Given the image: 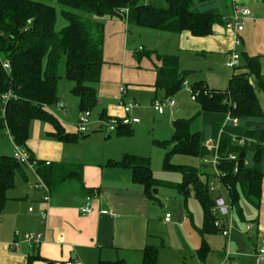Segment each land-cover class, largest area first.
I'll use <instances>...</instances> for the list:
<instances>
[{"label":"crops","instance_id":"0c3cea01","mask_svg":"<svg viewBox=\"0 0 264 264\" xmlns=\"http://www.w3.org/2000/svg\"><path fill=\"white\" fill-rule=\"evenodd\" d=\"M228 1L227 17L233 11L232 5H243L250 10V15L243 18L242 22L243 20L254 22L257 18L264 19V15L260 12V2L263 0ZM101 20L104 24V63L99 80L94 83L96 102L90 109L91 130L89 129L86 134L78 135L74 141H59L48 135V132L54 131L53 124L34 119L29 125V136L24 147L39 161V166H54L58 163L78 164L81 167L84 186L94 191L90 196L92 210L87 214L79 212V207L86 203L88 195L72 181H64L56 185L49 192V203H44L41 197L45 191L32 187L33 183L41 179L36 172V166L25 165L22 172L16 173L15 186L7 191V201L0 211V264H26L27 255L35 249L42 259H37L32 264L68 262L114 264L118 260H122L124 264H142V249L147 244L159 248L158 264H225L226 256L238 264H264V253L257 252L258 249H264V176L261 180L262 199L259 207L255 208L256 211L251 215L246 216L244 207L240 206L238 217L230 219L228 224L223 223L229 229L228 236H224L220 230H203V211L200 204L202 217L196 225L191 212L186 209L187 215L183 216L186 222L182 225L187 227L190 233L187 242L188 240L192 242L186 243L179 252L177 250L174 257L169 258L171 253L163 247L164 233L160 228H167L173 223V219L171 217L170 221L164 220L166 211L156 196L157 190L153 188L155 190L153 196H147L143 186L133 180L131 168L113 165L112 161L120 160L125 154L145 156L150 160L153 150L157 149L155 146L162 148V152L167 150L155 140L169 139L174 131L173 120L184 116L172 115V130L169 135L147 132L149 129L144 126L149 121L142 126V120L128 126L131 130L129 134L124 133L127 129L125 127L110 134L102 133L100 128L101 121L123 116L122 102L139 104V107L132 111L134 117L144 115L148 105L154 115H164L165 109L160 114L152 107L154 99L164 96L163 90L157 89L154 85L156 69L161 65L157 55H176L180 71L188 70L187 62L191 57L200 54H208L212 60L219 59L221 62H226L233 48V33L226 29L223 23L215 24L212 34L195 36L187 30L167 32L129 23L126 18L118 16H104ZM262 67L264 70V65ZM197 82L208 88H216L209 87L203 80H196L191 84ZM72 86L73 82L69 81L68 95H74L70 91ZM57 92L59 103L49 106L48 110L58 118L66 132L74 133L76 132L74 122L80 112L78 98L74 100L71 97L70 102L76 106L77 117L76 120L68 122L58 113V110L65 109V97L64 99L60 97L58 87ZM175 106L176 104L166 108L176 114ZM198 106L196 113L191 116L192 123L195 118L200 121L196 131L201 130L206 121V118L199 113L200 102ZM10 142L13 144L11 140ZM210 142L212 141L208 140L206 144ZM46 161L50 164L45 165ZM198 170L207 177L209 175L207 171L212 168L201 167ZM212 174L214 175L213 171ZM159 182V185L168 187L177 184L166 180ZM189 194L193 195V192ZM156 201L159 204H156ZM30 207L32 210H29ZM42 208L47 209L48 212L45 223L40 221L38 213ZM218 211L217 206V214ZM188 214L190 222L187 223ZM188 224L193 231L189 229ZM15 231L20 234L42 232L44 238L37 248H33L28 242L23 241L20 235L15 236ZM12 242L17 244L11 249L9 245Z\"/></svg>","mask_w":264,"mask_h":264},{"label":"trees","instance_id":"16d2710c","mask_svg":"<svg viewBox=\"0 0 264 264\" xmlns=\"http://www.w3.org/2000/svg\"><path fill=\"white\" fill-rule=\"evenodd\" d=\"M228 2L57 0L67 25L56 31V9L51 0H0V112L3 115L0 128L8 131L13 142L22 147H25L29 125L34 119L53 124L54 131L48 135L59 141H74L78 135H83L77 130L66 132L48 107L59 103L57 87L62 58L65 59V78L73 82L70 91L78 98L80 111L90 110L95 105L94 83L99 80L104 63L102 17L118 16L126 18L129 23L157 30H187L195 36H206L212 34L215 24H224ZM124 8L126 14L122 12ZM30 19H33L32 25L28 23ZM157 57L161 65L156 69L154 85L163 90V97L167 98L181 88L188 72L179 70L176 55ZM4 62L9 63L8 69L3 67ZM191 88L208 91L199 93L196 98L201 104L199 113L206 118L202 129L192 131V117H179L173 120L171 137L155 141L167 149L163 169L181 173V181L174 187L186 195L192 191L199 202L203 211V230L217 231L219 229L214 225L218 219L216 199L207 180L202 178V172L196 166L174 164L171 157L174 154L203 157L212 151L207 147V141L217 142L221 156L217 164L218 178L226 187L231 208L240 212L241 197L255 208L259 207L264 176V109L256 93L259 90L264 94L261 56H247L242 71L230 75L225 89L208 88L201 82L192 84ZM6 93L10 95L2 102L1 96ZM228 111L231 118H237L236 125L226 120ZM125 128V134L131 133L129 127ZM232 137L244 138L245 142L235 144ZM229 154L235 155V159L228 158ZM37 162L36 172L50 191L64 181H72L88 197L94 193L92 188L84 186L78 164L39 166ZM112 164L130 167L133 180L143 186L147 196H153L152 190L160 182L153 176L148 157L125 154ZM24 166L12 154H0V211L7 201V191L15 186L16 173L22 172ZM158 249L151 244L145 245L142 264H158ZM37 259L42 258L35 249L27 255L26 264ZM114 264L124 263L118 260Z\"/></svg>","mask_w":264,"mask_h":264},{"label":"rangeland","instance_id":"374dc122","mask_svg":"<svg viewBox=\"0 0 264 264\" xmlns=\"http://www.w3.org/2000/svg\"><path fill=\"white\" fill-rule=\"evenodd\" d=\"M227 2L228 0H224ZM53 5L56 9V22H55V30L60 31L62 28H64L67 25V20L64 18V16L61 13L60 6L57 3V0H51ZM261 3V14L264 15V0ZM260 18H257L256 21H247L243 20V31L239 33V39H241L242 43L240 46L236 47L235 51L240 57V64L241 68H235L234 70H231L229 68H225V61H220L219 59H213L208 54H200L194 56V58H190V61L187 62L188 64V70L189 74L187 75V78L185 80L186 84H182L181 88L174 93L173 95L167 97L166 99H170L174 101L176 104V114H173L169 108H165V114L161 116H157V114H153L152 109L148 105V109L146 110L145 114L138 116L140 120H142L141 125L144 126L145 123L149 121L148 124H146L147 132H161L165 134H170L172 130L171 126V119L172 115H183L191 117L193 116L196 111L198 110V102L195 100H192L190 97V91L189 88L192 85L191 83L196 80H203L205 81L209 87H216V88H222L225 89L228 84V79L230 75L235 72L238 73L242 71V66L246 63V57L247 56H254L260 54L262 56V65H264V19L259 20ZM59 74L61 78L59 79L58 88H59V95L60 97L64 99L65 97V109L58 110V113L60 117H65V119L68 122H71L73 120H76L77 117V109L76 106L71 101V97L76 100V96L74 95H68V79L65 78V59L62 58L60 67H59ZM257 97L259 100V103L261 107L264 109V94L256 90ZM164 98V97H160ZM158 98V99H160ZM2 112H0V119L2 118ZM154 118V119H153ZM78 119V117H77ZM75 127L77 126V120L74 122ZM200 121L199 119L195 118L193 120V123L191 125V130L196 131L199 128ZM91 130V128H89ZM152 129V130H151ZM89 130V131H90ZM88 131V132H89ZM102 133H105L104 130L101 131ZM168 134V135H169ZM235 144H238L235 142ZM153 150V156H149L151 160V168L153 175L158 180H166L171 182H179L181 180V175L178 171H167L163 169V160H164V153L161 151L162 148H159L155 146ZM14 145L10 142L9 136L6 134V132L3 129H0V154H8L11 155L13 153ZM149 151V150H146ZM158 155H157V153ZM209 161V160H208ZM207 163L199 157L196 156H189V155H181V154H174L171 157V162L174 164H190L198 167V169H209L210 162ZM29 168V167H28ZM211 168V167H210ZM27 169V168H26ZM207 171V170H206ZM209 175L206 177L205 175H202L204 180H207V186L209 190L212 192L213 197L218 198L221 197L224 201V206L227 209V212L225 214H222L220 212V208L218 207V221L221 225L223 223L228 224L229 220L236 219L238 217L237 211L234 209V212L232 213V208L230 205L229 197L227 194L226 187L224 184L219 180L217 175L212 174V170L207 171ZM263 172H264V158H263ZM32 183V182H30ZM154 189L157 190L156 196L159 198V201L162 204V207L166 213H169L173 219V223L168 225L167 228L163 229L161 227L160 229L164 233V245L163 247L170 251L169 258L174 257L175 253H177V250L179 252V249L184 248L186 243L192 242V240H188V235H190L189 230L187 227L183 226L182 223L186 222L184 220V215H187V211L191 212L194 225L196 223H199L201 221L202 217V211L199 206V203L196 199H194L192 194H189L188 196H183L178 192V190L174 187H168L164 185L156 186ZM154 189L152 191H154ZM156 204H159L156 201ZM240 206L245 210L246 216L251 215L253 212H255V207H252L251 204L248 203V201L244 198H240ZM187 207V208H186ZM187 223L190 222V215L188 214ZM189 229L193 231V228L189 226ZM160 231V230H159ZM164 251V249H163ZM175 259H173L174 261ZM179 261V260H178Z\"/></svg>","mask_w":264,"mask_h":264},{"label":"built area","instance_id":"2783aa9c","mask_svg":"<svg viewBox=\"0 0 264 264\" xmlns=\"http://www.w3.org/2000/svg\"><path fill=\"white\" fill-rule=\"evenodd\" d=\"M122 12H124L125 14L127 13V9L124 8L122 9ZM250 15V10L243 5H234L233 7V11L230 14V16L224 18L225 22H224V26L226 29H228L229 31H231L233 33V48L231 49L229 56L225 62V66L231 70H234L235 68H238L240 66V57L239 55L236 53L235 49L236 47L241 45V39H239V33L242 31L243 26H242V19L249 16ZM3 67L8 69L9 68V63L8 62H4L3 63ZM183 84H186V82H184ZM190 91V97L192 100H196L197 96L199 93H208L207 90H193V88H189ZM10 93H6L4 95L1 96L2 98V102L5 101V99L7 97H9ZM122 108H123V116L122 117H111L106 121H101L100 123V128L102 130H104L106 133L110 134L113 132H116L118 130V128L120 127H128L130 124L132 123H137L140 121V119L138 117H134L132 116V111L139 107V104L137 102H122ZM175 103L174 101L170 100V99H166V98H160V99H154L152 102V107L154 110H156L158 113H163L164 109L166 107L169 106H173ZM90 110H81L79 112L78 115V119H77V126H76V130L77 132H79V134H86L89 131V125L91 123L90 121ZM226 120L228 121H232V123L234 125L237 124L238 120L237 118H231L230 117V111L227 112L226 115ZM6 134L9 136L10 140L13 142L12 137L9 135L8 131L6 132ZM232 140L234 142H237L238 144L242 145L245 142L244 138H236V137H232ZM14 145V149H13V153L12 156L18 160L19 162H21L22 164L28 165L30 167H34L37 165V160L35 158H31L29 152L22 146H19L17 144H15L13 142ZM207 147L209 149H212L211 154L208 156H203L202 159L207 163L210 162V167L212 168V171L214 172L215 175H219L218 172V168H217V164L219 163V161L221 160V156L219 155L218 151H217V146L218 143L216 142L215 144H213V142H210L209 144H206ZM228 158L230 159H235V155L233 154H229ZM45 164H49L48 161L45 162ZM236 169V167H235ZM32 187L34 189H42L45 191V194L41 197V200L48 204L49 203V199H50V189L49 187L46 185V183L42 180L39 179V181L35 182L32 184ZM90 199L91 197H86V203L84 205H82L81 207H79V212L81 214H87L90 213L92 208H91V204H90ZM29 210H32V208L30 207ZM217 213V210H215ZM39 217H40V221L42 223H45L48 217V212L47 209L42 208L41 210H39ZM111 213V212H110ZM171 219V215L169 213L165 214L164 220L165 221H170ZM219 219H216L214 221V225L216 228H218L221 233L224 236H228L229 235V229L225 227V225H221L218 221ZM20 235L21 239L23 241L28 242L33 248H37V246L39 245V243L43 240L44 238V234L42 232H25L20 234L18 231H15V236ZM60 239L62 238L61 234H60ZM17 243L16 242H12L9 245V248H14L15 245ZM258 254H262L264 253V249H258ZM225 264H238V262H236L235 260L231 259L230 257L226 256L225 260H224ZM66 264H71L70 262L66 263Z\"/></svg>","mask_w":264,"mask_h":264},{"label":"water","instance_id":"95a60500","mask_svg":"<svg viewBox=\"0 0 264 264\" xmlns=\"http://www.w3.org/2000/svg\"><path fill=\"white\" fill-rule=\"evenodd\" d=\"M28 23H29L30 25H32V24H33V19H30V20L28 21ZM154 192H155V190H154ZM263 201H264V197H263ZM215 203H216V206L220 207V211H221L222 213H225V212H226V208H225V206H224V204H223V199H222L221 197L216 198Z\"/></svg>","mask_w":264,"mask_h":264}]
</instances>
